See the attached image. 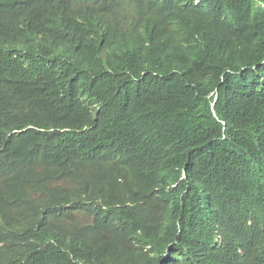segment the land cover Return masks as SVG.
Masks as SVG:
<instances>
[{
  "label": "trees",
  "instance_id": "obj_1",
  "mask_svg": "<svg viewBox=\"0 0 264 264\" xmlns=\"http://www.w3.org/2000/svg\"><path fill=\"white\" fill-rule=\"evenodd\" d=\"M10 2L0 264H264V0Z\"/></svg>",
  "mask_w": 264,
  "mask_h": 264
},
{
  "label": "clouds",
  "instance_id": "obj_2",
  "mask_svg": "<svg viewBox=\"0 0 264 264\" xmlns=\"http://www.w3.org/2000/svg\"><path fill=\"white\" fill-rule=\"evenodd\" d=\"M134 10L136 11V7H134ZM12 13V4L10 0H0V26L5 24ZM129 15H132V12H128ZM137 13V11H136ZM79 212H76L77 214Z\"/></svg>",
  "mask_w": 264,
  "mask_h": 264
},
{
  "label": "rangeland",
  "instance_id": "obj_3",
  "mask_svg": "<svg viewBox=\"0 0 264 264\" xmlns=\"http://www.w3.org/2000/svg\"><path fill=\"white\" fill-rule=\"evenodd\" d=\"M76 216L77 217H74V220H81L83 222H89L90 221V218L87 217L85 214L77 213Z\"/></svg>",
  "mask_w": 264,
  "mask_h": 264
}]
</instances>
